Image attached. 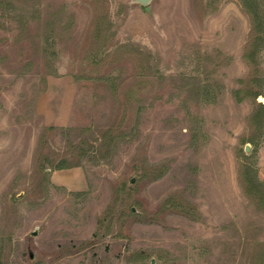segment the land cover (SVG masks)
Segmentation results:
<instances>
[{
	"label": "rangeland",
	"instance_id": "374dc122",
	"mask_svg": "<svg viewBox=\"0 0 264 264\" xmlns=\"http://www.w3.org/2000/svg\"><path fill=\"white\" fill-rule=\"evenodd\" d=\"M0 0V264H264V0Z\"/></svg>",
	"mask_w": 264,
	"mask_h": 264
},
{
	"label": "water",
	"instance_id": "95a60500",
	"mask_svg": "<svg viewBox=\"0 0 264 264\" xmlns=\"http://www.w3.org/2000/svg\"><path fill=\"white\" fill-rule=\"evenodd\" d=\"M136 1H138V2H140V3H142V4H144V5H145V8H146V9H149V7H150V5H149V1H150V0H136Z\"/></svg>",
	"mask_w": 264,
	"mask_h": 264
}]
</instances>
